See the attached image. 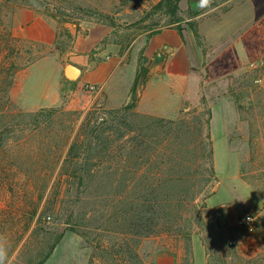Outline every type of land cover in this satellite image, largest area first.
Here are the masks:
<instances>
[{"label": "rangeland", "instance_id": "obj_1", "mask_svg": "<svg viewBox=\"0 0 264 264\" xmlns=\"http://www.w3.org/2000/svg\"><path fill=\"white\" fill-rule=\"evenodd\" d=\"M157 2L0 0V43L8 32L18 40V54L0 52V64L39 57L15 72L11 106L0 111V156H18L0 167V244L8 248L9 264H38L51 248L43 264L88 263L97 246L81 235L90 218L88 198L80 196L79 217L69 219L58 172L91 104L121 107L136 75L146 81L139 114L183 118L182 154L191 148L200 155L205 135L213 151L214 177L197 200L202 227L189 252L182 241L156 238L143 244L142 251L152 252L146 263L194 264L193 247L200 263L202 249L194 242L201 243L206 264L264 263V0H213L200 7L181 0L183 41L172 30L176 25L153 11ZM162 51L164 63L143 77ZM66 63L83 72L72 91L56 93ZM41 109L60 114L52 126L40 123L39 137L33 116ZM52 129L57 133L49 135ZM244 214L254 217L251 226L237 224Z\"/></svg>", "mask_w": 264, "mask_h": 264}, {"label": "trees", "instance_id": "obj_2", "mask_svg": "<svg viewBox=\"0 0 264 264\" xmlns=\"http://www.w3.org/2000/svg\"><path fill=\"white\" fill-rule=\"evenodd\" d=\"M180 1L158 0L153 11L168 18L169 25H176L172 30L183 41L179 26L183 21ZM189 27L193 37L198 39L195 26L190 24ZM5 41L0 43V52L6 50L17 55L15 42L18 40L8 32ZM197 45L201 47L198 42ZM38 58L30 55L23 62L14 59L0 64V111L11 106L10 89L15 72ZM145 82V78L139 81L136 75L126 102L119 108L97 109L96 100L91 104L58 172L63 186L60 194L68 196L61 204L69 219L79 217L76 210L82 201L80 196L88 198L87 203H83L91 209L90 218L81 235L91 243L95 241L97 246L93 247L87 264H147L145 260L152 252L142 251L143 244H154L153 239L160 237L182 241L186 254L192 237L199 234L202 227L197 200L214 177L209 136L201 137L198 142L202 147L200 155L191 148H186L182 154L186 136L183 118L165 120L136 111ZM59 114L60 109H41L33 116L39 137L44 133V129H38L40 123L52 126ZM47 133L56 134L57 129ZM177 145L178 151L174 152ZM3 149L1 144L0 151ZM8 157L11 162L18 159V156H0V167L7 165ZM53 249L38 264L45 263ZM240 261L264 264L257 263L256 259L240 258Z\"/></svg>", "mask_w": 264, "mask_h": 264}, {"label": "water", "instance_id": "obj_3", "mask_svg": "<svg viewBox=\"0 0 264 264\" xmlns=\"http://www.w3.org/2000/svg\"><path fill=\"white\" fill-rule=\"evenodd\" d=\"M213 2V0H188V5L191 7H200L209 5ZM166 59L165 52H157L153 57L148 69H144L142 72V76L144 77L147 72L150 70L161 66ZM82 75V68L73 64L66 63L62 69L61 80L59 83V92H68L72 91L78 80Z\"/></svg>", "mask_w": 264, "mask_h": 264}, {"label": "crops", "instance_id": "obj_4", "mask_svg": "<svg viewBox=\"0 0 264 264\" xmlns=\"http://www.w3.org/2000/svg\"><path fill=\"white\" fill-rule=\"evenodd\" d=\"M74 64V63H73ZM82 72H83V70H82ZM61 74H62V71H61V73L59 74V77H58V80H57V84H56V93H59V83H60V80H61ZM62 243V241L60 242V244ZM196 243H197V245L200 247V249H202V254H203V256L201 257H199L198 259H200V263H198L197 262V257H196V248H194L193 247V249H194V264H206V260H205V252H204V249H203V247H202V245H201V243L200 242H194V245H195V247H196ZM59 245V244H58ZM58 245L56 246V248L58 247ZM56 248H55V250H54V252L56 251ZM53 252V253H54ZM53 255V254H52ZM51 255V256H52ZM51 256L49 257V258H51ZM63 264H73L72 262H63ZM158 264H161V262H160V260H158ZM168 264H174V262H173V260H171V259H169L168 260Z\"/></svg>", "mask_w": 264, "mask_h": 264}, {"label": "built area", "instance_id": "obj_5", "mask_svg": "<svg viewBox=\"0 0 264 264\" xmlns=\"http://www.w3.org/2000/svg\"><path fill=\"white\" fill-rule=\"evenodd\" d=\"M93 90V87H90ZM254 222V217L251 214H244L237 218V224L240 226H251Z\"/></svg>", "mask_w": 264, "mask_h": 264}, {"label": "clouds", "instance_id": "obj_6", "mask_svg": "<svg viewBox=\"0 0 264 264\" xmlns=\"http://www.w3.org/2000/svg\"><path fill=\"white\" fill-rule=\"evenodd\" d=\"M0 264H9L8 248L0 244Z\"/></svg>", "mask_w": 264, "mask_h": 264}]
</instances>
